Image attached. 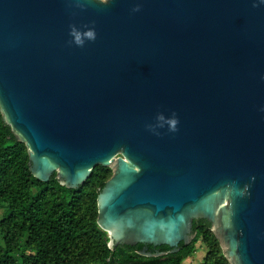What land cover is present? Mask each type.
Returning a JSON list of instances; mask_svg holds the SVG:
<instances>
[{
	"label": "water",
	"instance_id": "95a60500",
	"mask_svg": "<svg viewBox=\"0 0 264 264\" xmlns=\"http://www.w3.org/2000/svg\"><path fill=\"white\" fill-rule=\"evenodd\" d=\"M0 106L39 181L113 171L110 250L177 254L203 220L264 264V0H0Z\"/></svg>",
	"mask_w": 264,
	"mask_h": 264
},
{
	"label": "trees",
	"instance_id": "16d2710c",
	"mask_svg": "<svg viewBox=\"0 0 264 264\" xmlns=\"http://www.w3.org/2000/svg\"><path fill=\"white\" fill-rule=\"evenodd\" d=\"M25 143L5 122L0 106V264H184L201 241L208 249L202 264H230L211 225L194 222L190 246L170 254L167 246L108 247V234L98 225V198L112 179L110 168L97 167L77 190L63 187L54 175L49 183L30 169ZM28 249L34 254H29ZM168 254L147 258L141 254Z\"/></svg>",
	"mask_w": 264,
	"mask_h": 264
},
{
	"label": "rangeland",
	"instance_id": "374dc122",
	"mask_svg": "<svg viewBox=\"0 0 264 264\" xmlns=\"http://www.w3.org/2000/svg\"><path fill=\"white\" fill-rule=\"evenodd\" d=\"M101 1H106V0H101ZM6 215V210L0 205V221L3 220V218ZM208 249L202 244V242L200 241L197 245H196V252L194 254V256L188 260H186L184 262V264H202L205 259L208 256ZM28 253L29 254H34V252L32 250L28 249Z\"/></svg>",
	"mask_w": 264,
	"mask_h": 264
},
{
	"label": "clouds",
	"instance_id": "9594fccd",
	"mask_svg": "<svg viewBox=\"0 0 264 264\" xmlns=\"http://www.w3.org/2000/svg\"><path fill=\"white\" fill-rule=\"evenodd\" d=\"M134 10H138V9H134ZM88 36H89L90 39H94V32L89 31ZM76 43H77L78 45H82L83 41L77 39V40H76ZM172 123H173V126L170 128V130H171V131H175L176 129H175V126H174V125H175L176 121L173 120ZM161 126H163V125H161Z\"/></svg>",
	"mask_w": 264,
	"mask_h": 264
}]
</instances>
